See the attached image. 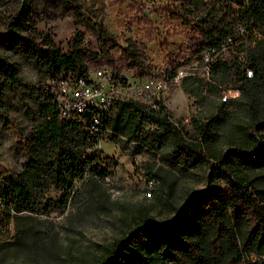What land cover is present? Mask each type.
<instances>
[{
	"label": "trees",
	"instance_id": "trees-1",
	"mask_svg": "<svg viewBox=\"0 0 264 264\" xmlns=\"http://www.w3.org/2000/svg\"><path fill=\"white\" fill-rule=\"evenodd\" d=\"M159 7L188 26L193 52L209 53L206 79L195 72L178 75L185 92L207 102L188 122L172 117L154 95L156 106L125 97L107 110L87 104L62 114L51 86L66 71L87 74L80 33L62 50L49 31L35 26L30 0H20L4 19L0 44L19 51L48 87L39 98L37 120L19 139L20 167L0 165V224L13 211H63L71 201L95 194L114 164L112 155L95 147L106 133L130 154L157 155V167L143 162L145 173L156 177L153 198L131 208L117 200L123 209L118 231L93 242L88 258L77 264H243L244 250L256 254L253 264H264V0H164ZM97 36L100 53L118 44L100 22ZM142 45L129 40L124 46L130 65L143 63ZM88 48L98 53L92 44ZM25 82L16 64L0 54V100ZM231 89L238 93L224 94ZM95 113L97 131L89 127ZM179 175L204 177L206 186L178 194ZM52 191L57 199L49 196Z\"/></svg>",
	"mask_w": 264,
	"mask_h": 264
},
{
	"label": "rangeland",
	"instance_id": "rangeland-1",
	"mask_svg": "<svg viewBox=\"0 0 264 264\" xmlns=\"http://www.w3.org/2000/svg\"><path fill=\"white\" fill-rule=\"evenodd\" d=\"M68 1L77 6L79 13L63 0H30L31 16L35 26L39 30L49 31L62 50L67 49L74 32L80 33L86 44L84 60L90 77L94 76L96 68L101 67L121 77L123 87L132 92L140 89L146 78L153 77L156 94L172 117H181L188 122L191 114L205 110L207 102H200L194 95L185 92L179 84L178 75L195 72L206 79L208 50L203 49L199 53L192 51L191 40L186 34L188 26L177 18H170L160 9L159 3L164 0ZM19 2L0 1V31L4 30V19ZM98 22L113 34L118 43L107 54L100 53L98 49ZM254 34L259 36L257 32ZM249 39L245 38V41L249 42ZM129 40L143 44V63L139 66L130 65L131 59L124 51ZM89 44L95 47L97 54L89 50ZM260 44H264V40ZM233 48L234 45L229 46L230 51ZM0 54L16 64L18 74L26 81L20 87L8 90L0 100V165L18 168L23 155L19 139L37 120L38 101L46 93L48 81L42 80L33 64L19 51L0 44ZM171 68H176L177 75H171ZM102 88H106V85H102ZM56 90V86L52 85L54 95ZM237 93V89H231L224 94ZM95 147L114 158L110 172L95 194L85 201H71L63 211H13L0 224V240L3 241L0 264L80 263L90 255L93 242L109 239L118 231V216L123 209L117 200L129 208L139 200L152 201L156 177L145 173L143 162L157 167L159 158L155 153L140 150L130 154L126 149L119 148L106 133L100 135ZM159 170L165 171L163 168ZM166 174L174 176L170 171H166ZM175 179L178 194L206 186L204 177L198 178L196 175H179ZM146 190H150V194ZM49 196L57 199L58 192L52 191ZM154 210L159 216L163 214L158 213L157 208Z\"/></svg>",
	"mask_w": 264,
	"mask_h": 264
},
{
	"label": "built area",
	"instance_id": "built-area-1",
	"mask_svg": "<svg viewBox=\"0 0 264 264\" xmlns=\"http://www.w3.org/2000/svg\"><path fill=\"white\" fill-rule=\"evenodd\" d=\"M94 76L66 71L58 82L54 100L59 106L61 113L69 116L73 111H81L87 104H96L101 109L107 110L110 103L117 98L133 97L150 102L156 106L152 96L156 94V83L153 77L144 80L143 85L137 91H127L121 80L110 71L98 67L93 72ZM177 75V74H176ZM106 88H102V85ZM99 114L92 116L89 127L93 131L98 130ZM150 190H146L149 194ZM244 264H253L256 254L244 250Z\"/></svg>",
	"mask_w": 264,
	"mask_h": 264
}]
</instances>
